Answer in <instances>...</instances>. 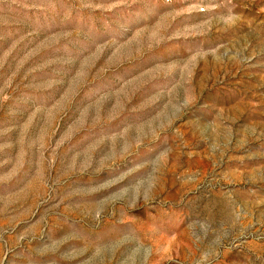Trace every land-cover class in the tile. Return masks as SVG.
Listing matches in <instances>:
<instances>
[{
	"label": "rangeland",
	"instance_id": "1",
	"mask_svg": "<svg viewBox=\"0 0 264 264\" xmlns=\"http://www.w3.org/2000/svg\"><path fill=\"white\" fill-rule=\"evenodd\" d=\"M0 264H264V0H0Z\"/></svg>",
	"mask_w": 264,
	"mask_h": 264
}]
</instances>
